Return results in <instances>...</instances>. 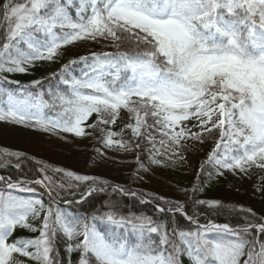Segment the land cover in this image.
I'll list each match as a JSON object with an SVG mask.
<instances>
[{"label": "snow or ice", "instance_id": "obj_1", "mask_svg": "<svg viewBox=\"0 0 264 264\" xmlns=\"http://www.w3.org/2000/svg\"><path fill=\"white\" fill-rule=\"evenodd\" d=\"M4 25L0 121L76 137L99 129L106 148L125 152L140 150L143 142L147 162L135 157L137 176L153 165L183 162L188 141L203 143L213 134L218 139L200 169L213 167L209 180L226 171L248 176L253 168L264 170V0H6L0 5ZM85 40L108 41L115 51L70 60L51 74L55 90L40 89L41 80L7 86L20 82L4 73H28L35 62H52L63 48ZM78 65L79 76L73 74ZM122 109L129 122L115 132L111 126ZM24 155L2 149L0 166ZM48 167L35 180L0 175V264H24L21 257L59 264L58 234L69 253L80 254L77 264H183L182 257L189 264H264V217L251 208L241 206L242 223L201 224L180 201L159 197L168 207L157 211L183 215L189 228L143 213L122 214L116 203L107 204L108 211L73 214L53 206L65 185L47 175ZM53 171L137 196L97 177ZM35 186L47 191L48 204L17 194L35 193ZM105 190L89 188L86 195ZM203 191L199 183L191 189L193 195ZM193 205L224 207L216 199ZM17 228L39 235L13 238Z\"/></svg>", "mask_w": 264, "mask_h": 264}, {"label": "trees", "instance_id": "obj_2", "mask_svg": "<svg viewBox=\"0 0 264 264\" xmlns=\"http://www.w3.org/2000/svg\"><path fill=\"white\" fill-rule=\"evenodd\" d=\"M6 25L0 27V43L4 41ZM130 45H124L123 48L125 50L129 49ZM83 65L76 66V69L82 67ZM58 73V72H57ZM79 75V73H76ZM7 75L10 80H17L20 82L19 85H7L11 88L30 86L33 80H41L40 89L47 90L49 86L53 87L55 90L56 80L51 78V75H48L45 70L41 67H32L29 69L28 73H4ZM33 91H37L36 87L32 88ZM61 91L64 89L61 88ZM48 98L47 95L45 97ZM95 119V116L91 118ZM91 122V120L89 121ZM124 123L118 119L116 124L111 126L112 130L115 132H119L123 127ZM71 140L75 142V145L84 140H91L94 144L104 145L101 141V133L99 129H97L91 136L87 137H76L71 133H67ZM131 135L129 131H125L124 139H130ZM116 149V148H114ZM2 150V148H0ZM142 158H144L147 162V154H143ZM10 163L7 166H0V174L4 176H11L13 180L16 179H28L35 180L42 178V173L40 169L45 165L49 166L46 169L47 175L53 177L57 182L63 183L65 188L63 190H59V195L55 197L56 202L53 204L54 207H59L62 210L73 214H91L92 212L99 209L101 212L108 211L107 204L116 203L119 207V211L122 214L127 215L129 211L136 214H146L152 216L153 219L163 220L171 223L175 221V224L181 228H189L193 227L189 224L186 218L176 213L173 215L172 213L161 214L157 211V206L159 207H168L165 204V201L159 199V197H163L170 201H176L171 196L166 195L163 191H158L156 189L151 188H136L130 182V179H124L119 177L114 178H99L100 180L109 181L111 185H121L125 189H131L137 193V196L133 197L132 195H124L121 193H114L112 191V187L97 183L91 184L90 182H78L74 179H70L66 177L63 173L54 172L53 169L58 168L52 166L46 162L37 160L29 155H24L20 158L8 157ZM19 163L20 168L17 169L15 165ZM161 171H165L169 176L174 177L175 179L181 182H191L193 186L202 184L204 186V191L193 195L191 194L190 198L187 201L181 202L185 205V210L189 215H196L199 217V222L201 224H205L208 220H212L216 223H229V224H238L243 222V218L246 216V212L241 210V206L244 209L251 208L253 212L256 213L259 217H264V197L260 200H252L249 199L246 201L243 194L234 192V189L228 185L224 176L215 177L214 179L209 180L207 176V172H212L213 167L210 165H205V172H199V174L195 178H191L182 172V167L176 163L174 166H157ZM71 171L80 175H87L86 173H82L79 171L66 170ZM252 173L260 186L264 187V170L259 168H253ZM199 176V180H198ZM98 178V177H97ZM119 179L120 183L115 184V180ZM3 185H0L2 188ZM35 193H17L19 195H23L28 198H38L43 199L46 204L50 202L49 194L47 191L41 186H35ZM89 188H105L104 192L93 191L91 195H86ZM84 194L86 198L81 200V195ZM203 199H216L220 200L224 205L223 208L216 210L210 209L207 206L193 205L194 200H203ZM73 201L71 204L66 203L65 201ZM141 200L147 201V203H141ZM250 218V217H249ZM35 223L34 221H32ZM38 225V223H35ZM39 235V233H34L29 231L28 229L19 228L15 230L13 234V238H32L34 236ZM68 241L66 238L62 236V234H58L57 236V248L59 253V264H77L79 260L80 254L78 252L69 253L66 250V245ZM20 259L24 260V264H33V262L27 258L21 257ZM183 264H189L187 257H182Z\"/></svg>", "mask_w": 264, "mask_h": 264}, {"label": "rangeland", "instance_id": "obj_3", "mask_svg": "<svg viewBox=\"0 0 264 264\" xmlns=\"http://www.w3.org/2000/svg\"><path fill=\"white\" fill-rule=\"evenodd\" d=\"M5 2L6 0H0V5ZM101 51L111 52L115 49L110 46L108 41L104 40L99 42L78 41L63 48L62 54L54 61H37L34 67H41L48 75H51L54 72H59L61 67L70 60L78 59L81 56H90L92 52ZM77 72L80 75L79 69L73 74L77 75ZM119 119L124 124L129 122V115L126 110H121ZM217 139L218 136L213 134L203 143L188 141V147L184 151L186 159L183 162H177L182 167V172L191 178H195L200 172L201 165L207 160L208 154L215 146ZM74 143L67 133L48 132L0 121V148L2 149L21 152L52 166L79 171L88 176L106 179L114 177L130 179L136 188L145 189L147 187L163 191L166 195L180 202L187 201L192 194L193 185L191 182H181L169 176L164 170L161 171L156 165H153L147 173L140 170L139 176H137L138 165L135 157L140 155L142 158L143 154H147L146 151H143L145 148L143 142H141L140 150L132 152L106 148L105 145L94 144L91 140L78 143H82V145H75ZM224 177L234 192L243 194L246 201L249 199L260 200L264 197V192L258 191L262 186L257 183L252 170L248 176L234 175L226 171ZM119 183V179L115 180V184ZM34 222L39 224V221Z\"/></svg>", "mask_w": 264, "mask_h": 264}]
</instances>
